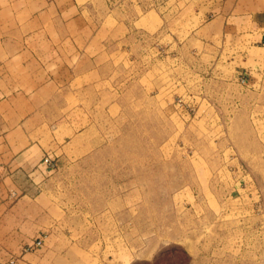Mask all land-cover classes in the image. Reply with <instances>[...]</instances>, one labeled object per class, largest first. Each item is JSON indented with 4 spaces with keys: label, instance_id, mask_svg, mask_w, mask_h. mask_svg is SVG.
Here are the masks:
<instances>
[{
    "label": "rangeland",
    "instance_id": "1",
    "mask_svg": "<svg viewBox=\"0 0 264 264\" xmlns=\"http://www.w3.org/2000/svg\"><path fill=\"white\" fill-rule=\"evenodd\" d=\"M76 1L82 29L5 34L60 80L0 126V264H264V31Z\"/></svg>",
    "mask_w": 264,
    "mask_h": 264
},
{
    "label": "crops",
    "instance_id": "2",
    "mask_svg": "<svg viewBox=\"0 0 264 264\" xmlns=\"http://www.w3.org/2000/svg\"><path fill=\"white\" fill-rule=\"evenodd\" d=\"M203 5L205 25L216 27L221 33H233L250 38L264 31V0H208ZM199 10H202L199 9ZM80 6L76 0H0V126L13 127L7 122L11 112L21 111L19 105L27 96L35 94L50 84L58 86L59 71L46 73L41 70L40 56L22 54L12 57L6 47H55L56 41L21 39L11 40L5 34L12 31H43L51 16L57 24L76 26ZM80 23L79 28H83ZM77 28V26H76ZM252 38V37H251ZM23 53V52H22ZM26 53V52H25ZM47 79L50 84L38 82ZM20 120V119H19Z\"/></svg>",
    "mask_w": 264,
    "mask_h": 264
}]
</instances>
